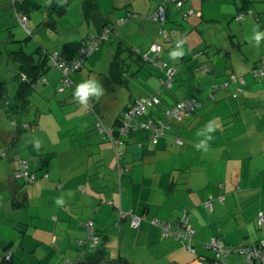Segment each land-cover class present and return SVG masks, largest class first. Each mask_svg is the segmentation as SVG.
I'll return each mask as SVG.
<instances>
[{
    "label": "crops",
    "instance_id": "obj_1",
    "mask_svg": "<svg viewBox=\"0 0 264 264\" xmlns=\"http://www.w3.org/2000/svg\"><path fill=\"white\" fill-rule=\"evenodd\" d=\"M178 1L182 2V8L186 4L187 9L199 12L202 21L213 17L205 6L208 0ZM163 2L148 1V7L143 8L132 6L129 13L138 17L131 20L141 19L144 28L146 21L151 20L149 10L155 11ZM232 5L233 16L250 12L260 22V30H264V0H234ZM166 6L167 21L165 25L154 21L158 27L151 45L160 41L163 52H172L176 47L174 42L164 40L160 31L171 22L168 15L172 6L180 11L181 8L171 2ZM22 12L30 15V10ZM190 20L197 22L198 18ZM100 21H95L96 33L107 25ZM192 41L195 39L185 40L180 47L184 55L178 58L179 62L170 64L177 69L172 87H164V72L153 69L150 77L156 76L158 85L161 82L167 91L159 86L153 89L152 84L145 83L151 88L131 97L113 125L117 130L135 99L156 95L160 105L150 106L142 120H160L169 128L157 141L152 129L131 133L124 139V154L119 162L110 141L86 119L89 105L65 113L73 119L62 127L43 126L39 114L31 122L22 120L31 128L19 125L13 133L0 128V150L9 151V155L0 158V264H7L6 256L12 257L11 264H62L66 261L83 264L90 256L109 264L125 260L130 264H215L214 254L206 248L213 238L221 239L228 247L251 246L264 240V77L255 82L234 72L219 74L206 63L191 65L189 60L198 51ZM198 59L195 62L200 63ZM135 63L139 68L131 75L138 77L143 65L148 63L137 58ZM187 65H191V76ZM202 65L209 68L205 76L199 71ZM259 65L255 62L252 69ZM59 73L55 70L47 74L46 83L38 91L39 98L56 97ZM107 75L102 76L103 86ZM232 76L244 78L245 85L230 83L225 88L216 87L222 85V81L230 82ZM72 79L76 85L79 83L77 77ZM46 84L53 89L44 87ZM110 89L112 91L105 90L114 93L115 90ZM196 95L202 102L194 114L182 120H165V112L171 106L182 100H197ZM29 97L23 103L32 107ZM212 99L215 101L210 102ZM72 102L67 98L64 104ZM100 104L96 102L93 106L99 105L101 113ZM74 120L78 123L71 126ZM55 121L59 122L56 117ZM209 122L216 129L213 135L219 132L220 137L214 144L210 141L207 152L197 151L195 144L201 139L197 133ZM37 140L39 149L35 147ZM19 159L28 161L29 170L37 177L35 182L15 177ZM220 197L225 198L223 203ZM58 199L64 203L58 205ZM210 199H213V211L204 207ZM120 209L132 211L146 220L138 229L134 228L129 218L120 217ZM185 211L195 229V253H190L183 243L173 238H163L161 230L151 224L153 219L174 222ZM91 220L99 236L95 250L78 243L87 238L86 223ZM125 245L126 256L122 257ZM227 262L245 264V259L231 256Z\"/></svg>",
    "mask_w": 264,
    "mask_h": 264
},
{
    "label": "rangeland",
    "instance_id": "obj_2",
    "mask_svg": "<svg viewBox=\"0 0 264 264\" xmlns=\"http://www.w3.org/2000/svg\"><path fill=\"white\" fill-rule=\"evenodd\" d=\"M85 1L87 0H69L65 14L58 15L56 12L63 6L65 0H56L58 4L54 5L56 6V16L54 15V19L57 20V26L56 29H52L45 25V21H47V12L54 11V8H51V6H53L51 4L55 2V0H0V82L6 83L11 101L10 106L0 109L1 129L13 133L18 129L19 125L20 127L24 125V123H22L23 119L31 122L39 114L40 116L42 115L41 124L43 126L49 129H52L53 126L62 127V125L65 126L66 123H69L68 121L70 119H73L72 116H65V113L67 114V112L77 110V108L83 106L87 108V105H80L76 103L73 98V92L77 86L73 79V85L68 87L64 92H60V85L56 87V97L54 98H39L38 91L43 86H37V89H35L29 97L32 107L27 104L24 106L25 103H19L15 99L18 82L14 79L18 74V66L15 63L14 55L11 53L23 50L31 54L40 48L43 52L50 54L57 51L65 58H78L83 39L88 35L97 34L98 25L95 24L97 20H101L100 22L104 21L107 27L114 30L113 34L108 42L104 43L97 52L84 61L82 68L74 73L72 77H77L79 83L87 79H94L101 84L104 89L103 95L98 99L90 101L88 105H93L96 102L101 103L100 114L107 128L114 129L113 125L115 120L121 115L123 107L128 104L131 97L143 94L145 88L151 86L147 85L148 87H146L145 83L147 84L149 82L152 84L154 86L152 87L153 89L159 86L164 92L167 91L166 88H162L161 82L160 85H158L156 76L150 77V73L153 72V69L157 68L154 63L144 64L141 71H139L138 77H136V74L131 75L133 71L139 68V65L135 63L139 55L132 54L130 49L133 48L134 51L141 50L143 53H147L152 46V41L156 39L155 32L158 24L152 20H148L143 28L140 19L131 20L121 27H116V24L121 18H126L131 14L129 11L132 10V6L135 8L140 6H142V8L148 7V1L156 2L157 0H96L98 11L91 12L89 18H86L84 15L83 5ZM233 1L234 0H220L219 2V0H217L213 2L212 0H208L205 6L207 10L213 14V17H206L204 21H202L203 19H201V16L198 15L199 12L196 10L194 11L195 14L185 18L183 11L188 10L186 4H184L181 11L172 6L171 15H168L171 22L166 24V28L168 30H177L179 34L183 36L186 35L184 39L187 41L195 39V41L192 42H194L193 44L198 48V51L191 56L189 60L191 65L206 63L211 70H215L219 74H230L234 72L237 76H246L248 80L256 82L257 79L253 76L252 67L255 62L258 61L259 64L264 60V43L259 47H255L249 42L248 38L252 35L253 28L259 26L261 29L260 22L256 20L255 16H252V13L243 12L246 18L241 23H238L236 17L240 15L241 12L233 16ZM16 2H19V5L24 3L25 8L30 10L29 28L32 30V35H28V32L21 25L20 20L16 17ZM28 2L32 3L28 4ZM149 12H151L149 15V17H151L154 11L149 10ZM195 16L198 18L197 22L190 20ZM141 17L146 18L147 16L141 14ZM189 20L193 23L191 24ZM232 36L234 37L230 39ZM143 44H146V47H144ZM176 48L177 47H173L172 49L176 50ZM119 49H121V51H118ZM200 51L203 52L202 55H200ZM117 53V62H122L123 71L125 72V82L126 70H128V87H116L114 93L111 94V92L105 90L106 88L101 82L102 76L108 73L110 62ZM149 55V60H153V54ZM197 58L200 59V63L197 61L195 62ZM160 59L162 62L169 64V66L177 70L172 65L179 62V60L170 58V52L164 50ZM49 65L51 66L50 60ZM191 65H187L186 67L189 75L191 72ZM157 69L161 71L160 68ZM55 70L56 69L51 67L44 77L46 78L48 73H54ZM59 76L61 80V75ZM223 78H225V76L220 80ZM148 79H150V81H148ZM193 79L196 80L194 76ZM223 83L222 81L220 84ZM46 86L52 88L49 84H46L44 87ZM208 94L210 97L211 94ZM65 96L71 98L74 102L71 104H64L67 98H60ZM196 99L199 103L202 102H200L201 99L198 95H196ZM214 101L215 100L212 99L210 102ZM16 105L19 107L17 111H15ZM25 109H28V112L24 113ZM13 110L15 111L14 113H16L15 115L12 114ZM61 114L64 115V120ZM86 116V119L93 123L95 129L96 117L89 116L88 112H86ZM55 117L59 122L55 121ZM12 120L17 123V127L11 124ZM165 120H167L166 116ZM77 123L78 122L74 120L70 124L74 126ZM219 137L220 133H215L211 143L214 144ZM5 151L9 155V151ZM123 256H126V245L122 248V257Z\"/></svg>",
    "mask_w": 264,
    "mask_h": 264
},
{
    "label": "built area",
    "instance_id": "obj_3",
    "mask_svg": "<svg viewBox=\"0 0 264 264\" xmlns=\"http://www.w3.org/2000/svg\"><path fill=\"white\" fill-rule=\"evenodd\" d=\"M168 2L174 3L176 5L179 4V8H181V10L183 9L182 2H179L178 0H164V2L160 4L153 12L150 19L157 23H160L161 25H165L167 21L166 3ZM183 12L185 18L195 14L194 10L192 9H188L187 11ZM198 15L201 16V14ZM16 17L18 18V20H20L21 25L28 32V35H32V31L29 29V17L18 12H16ZM137 17V15L130 14L126 18H121L116 24V27H121L128 23L132 18ZM245 18L246 15L241 13L236 17V21L240 23L245 20ZM113 31V29L105 27L97 34L87 36L81 44L78 58L66 59L62 57L57 51L52 54H48V58L51 62V67L59 70L61 73V80L59 83V85L61 86L60 92H64L68 87H71L73 85L74 82L72 80V74L79 71L82 68L84 61L91 57L95 52H97L104 43L110 40ZM160 35L164 40H172L176 47H181L185 43V35L183 36L182 34H179V32L176 30H167L164 27L161 29ZM135 52L142 56L144 62L154 63L157 68H160L164 72L165 76L164 80H162V85L166 88L172 87L176 75V70L173 67L169 66V64L161 61L160 56L163 52V47L160 44H153L147 53H143L141 50H135ZM149 54H153V60H149ZM199 71L203 76H205L209 73V68L207 66H201L199 68ZM252 72L255 79L263 78L264 60L258 67L254 68ZM22 81L29 82L26 75H22ZM45 83L46 78L42 77L34 84V86H41ZM230 83L245 85V79L232 76L230 82H224L222 85H217L216 87L225 88ZM160 103L161 101L156 95L135 99L133 105L125 111L117 130L108 129L103 119L101 118V115H99L95 111L93 106H89L87 112L90 116L96 117L95 128L97 132L105 139L109 138L108 140L110 141L119 162L124 154L122 150V147L124 146V139L131 133H134L140 129H152L155 131L154 138L155 141H157L159 136L164 135V130L169 128L167 126V123L160 120H142L144 117H146L150 106H159ZM200 106L201 103H199L195 99L178 101L165 112L166 118L169 120H182L194 114V112ZM11 124L17 127V123L15 121L12 120ZM24 127L31 128V126L28 124H24ZM177 143L179 145H182V141L180 139H177ZM5 156H7V152L4 150H0V158ZM15 177L25 179L28 183H33L37 179L36 175L29 170V163L25 159H19V168L15 173ZM45 178L47 177L45 176ZM25 188L26 187H24V189ZM224 200V197L219 198V201L221 203H223ZM204 207L208 210L213 211V199L208 200L204 204ZM119 213L121 218H129L131 221V225L137 229L140 227L141 223L146 220V217L137 216L132 211L124 212L122 211V209H120ZM261 221H263V217L261 218ZM151 224L161 230L163 238H173L183 243L190 253L196 252L193 245L195 229L190 223V216L187 211H185L183 215L177 218L174 222H163L158 219H153L151 220ZM86 230V240H81L78 243L79 245H85L89 250H94L99 243V236L96 233L95 224L92 220L86 223ZM206 248L214 253L215 264H228L227 260L231 256H243L245 259V264H264V240L259 241L256 245L251 246L228 247L221 241V239L213 238L206 244ZM6 257L7 259L11 258V256ZM63 264L71 263L67 261Z\"/></svg>",
    "mask_w": 264,
    "mask_h": 264
},
{
    "label": "trees",
    "instance_id": "obj_4",
    "mask_svg": "<svg viewBox=\"0 0 264 264\" xmlns=\"http://www.w3.org/2000/svg\"><path fill=\"white\" fill-rule=\"evenodd\" d=\"M31 3L32 2H28V4H31ZM68 3H69V0H65V3L57 12H56V6H54V5L58 4L56 2V0H55V2H53L51 4V5H53V6H51V8H54V11L53 12L49 11L46 14L47 21H45V25L47 27L52 28V29H56L57 20L54 19L55 12L58 15H64L66 12V8L68 6ZM20 5L16 4V9H17L16 12L22 13V14H25L28 16V14L22 12V10L25 11L28 8H25L24 3H22ZM57 7H59V6H57ZM83 9H84V15L86 17H88L89 15H91L90 14L91 12L98 10V4H97L96 0H87V1H85L84 5H83ZM241 13H243V12H241ZM29 26H30V24H29ZM105 27H107V25L102 27L101 30ZM83 41H84V39H83ZM118 51H121V49H119ZM131 53L137 54L134 50H131ZM11 54L14 55L15 63L18 66V74L14 78L15 81L18 82L15 99L17 101H19V103H23V102H26L28 100V97L33 93V91L35 89H37L34 86V84L40 78L44 77L45 74L50 70L51 66L49 65V58H48V54H50V53L43 52L39 48L34 53H31V54H28L23 50H19L17 52H12ZM117 57H118V53L115 54L114 58L112 59V61L110 63L108 75L104 79V87L106 88V90H109V91H112L110 88H113L115 90L116 87H126L127 86V81L125 82V80H124L125 79V77H124L125 72L123 71L124 69L122 67V62L120 61L118 63ZM137 57H138L137 60L144 62L141 55H139ZM22 75H26L29 82L22 81ZM10 102L11 101L9 98L7 85L5 82H0V109H3V108L10 106ZM89 106H93V105H89ZM89 106H88V108H89ZM93 107H94L95 111L99 115H101L99 105H94ZM15 108H16L15 111L19 110V107L17 105ZM15 111L13 110V113H12L13 115L16 114V113H14ZM87 111H88V109H87ZM95 229H96V227H95ZM4 261L7 264H11L12 257L10 259H7V257H5ZM83 264H109V263H107V262L104 263L102 260L94 259V257L90 256L83 262ZM115 264H130V263H128V261L125 260V261H119Z\"/></svg>",
    "mask_w": 264,
    "mask_h": 264
},
{
    "label": "clouds",
    "instance_id": "obj_5",
    "mask_svg": "<svg viewBox=\"0 0 264 264\" xmlns=\"http://www.w3.org/2000/svg\"><path fill=\"white\" fill-rule=\"evenodd\" d=\"M179 7V4L177 5ZM249 42L252 43L255 47H259L264 43V30H260L259 26L253 28L252 35L248 38ZM184 55L183 49L177 46L176 50L170 52V58L178 59ZM104 89L99 82L94 79H87L83 82L77 84L73 92V98L76 103L80 105H88L90 101L98 99L103 95ZM216 131L212 122H209L205 127L197 133L201 139L195 144L197 151L207 152L209 150L210 141L213 139V133ZM35 147L39 149L40 143L37 140L35 142ZM58 205H62L64 201L58 199L56 201Z\"/></svg>",
    "mask_w": 264,
    "mask_h": 264
},
{
    "label": "water",
    "instance_id": "obj_6",
    "mask_svg": "<svg viewBox=\"0 0 264 264\" xmlns=\"http://www.w3.org/2000/svg\"><path fill=\"white\" fill-rule=\"evenodd\" d=\"M229 52H230V51H229ZM113 58H114V57H113ZM110 63H111V62H110ZM125 107H126V106H124L123 109H124ZM123 109H122V110H123Z\"/></svg>",
    "mask_w": 264,
    "mask_h": 264
}]
</instances>
